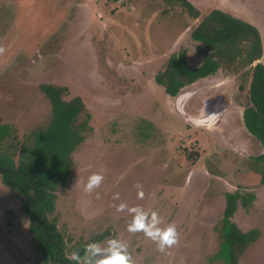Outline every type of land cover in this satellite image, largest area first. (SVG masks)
<instances>
[{
  "label": "rangeland",
  "instance_id": "obj_1",
  "mask_svg": "<svg viewBox=\"0 0 264 264\" xmlns=\"http://www.w3.org/2000/svg\"><path fill=\"white\" fill-rule=\"evenodd\" d=\"M189 2L200 11L195 20L162 0H0V126L11 132L0 150L11 148L17 159L30 134L47 126L41 84L67 88L65 99L79 97L89 114L91 129L72 153L50 216L67 255L104 235L101 243H126L134 264H223L211 258L225 197L251 194L253 203H239L232 218L253 232L240 264H264L263 166L254 158L263 148L243 126L244 71H219L173 98L155 81L181 49L191 67L201 63L202 45L190 33L214 9L255 25L264 64V0ZM185 92L191 96L181 108ZM94 173L104 179L85 192ZM121 203L156 212L157 226L174 225L178 242L161 252L143 232H128L132 216L116 211ZM37 257L21 200L0 178V264H38Z\"/></svg>",
  "mask_w": 264,
  "mask_h": 264
},
{
  "label": "trees",
  "instance_id": "obj_2",
  "mask_svg": "<svg viewBox=\"0 0 264 264\" xmlns=\"http://www.w3.org/2000/svg\"><path fill=\"white\" fill-rule=\"evenodd\" d=\"M162 3L170 8L180 6L194 20L200 16V11L188 0H162ZM190 35L202 45L201 63L191 67L186 50L181 49L167 59L155 81L173 98L219 71L238 75L243 70L239 85V91H245L247 97L242 112L243 126L263 148L254 158L263 166L260 185L264 186V64L253 65L263 54L261 35L254 25L216 9L204 16ZM38 88L50 106L47 126L30 134L29 144L22 148L17 159L11 148L0 150V178L21 200V210L28 217L32 244L38 254L37 263L73 264L68 259L64 236L50 216L55 211L57 187L65 184L73 167L72 153L83 142L84 133L91 129L89 114L79 97L65 99L67 88L51 84H41ZM8 128L0 126V141L10 136ZM253 201L251 194L243 198L225 197L219 247L212 260L240 264L253 232H243L232 218L239 203L248 207ZM103 238L100 235L86 243L100 242Z\"/></svg>",
  "mask_w": 264,
  "mask_h": 264
},
{
  "label": "clouds",
  "instance_id": "obj_3",
  "mask_svg": "<svg viewBox=\"0 0 264 264\" xmlns=\"http://www.w3.org/2000/svg\"><path fill=\"white\" fill-rule=\"evenodd\" d=\"M4 51L5 49L0 47V54ZM103 179L104 177L100 174H92L88 177L84 191L91 192L98 188ZM133 187L138 190V198L142 199L144 197L142 185L136 183ZM113 199H119V194H114ZM115 208L117 212L127 210L132 216L127 231L133 234L143 232L146 238L156 243L158 251L163 252L178 242V234L174 225L163 229L157 226L160 220L156 212L149 213L139 206L128 208L124 203L116 205ZM68 259L73 264H134L128 253L127 244L117 239H108L103 243L95 241L86 243L82 248L70 251Z\"/></svg>",
  "mask_w": 264,
  "mask_h": 264
},
{
  "label": "water",
  "instance_id": "obj_4",
  "mask_svg": "<svg viewBox=\"0 0 264 264\" xmlns=\"http://www.w3.org/2000/svg\"><path fill=\"white\" fill-rule=\"evenodd\" d=\"M257 63H259V60H257V61H255L254 63H253V65H255V64H257ZM191 96V93H189V92H185V93H182L181 95H180V98H179V107H183V104H184V102L189 98ZM180 108V109H181ZM184 117V119L186 120V121H189L190 123H193V125H202L201 123H203L202 121L201 122H199V121H197V120H195V121H192L191 119H189L188 117H186V116H183ZM211 120H209V121H207V123L208 122H210Z\"/></svg>",
  "mask_w": 264,
  "mask_h": 264
},
{
  "label": "crops",
  "instance_id": "obj_5",
  "mask_svg": "<svg viewBox=\"0 0 264 264\" xmlns=\"http://www.w3.org/2000/svg\"><path fill=\"white\" fill-rule=\"evenodd\" d=\"M189 1V0H188ZM238 10V9H237ZM226 13H229V14H231L229 11H226V10H224ZM239 11V10H238ZM232 15V14H231ZM234 16V15H233ZM253 23V22H252ZM255 26V25H254ZM186 102H184V104H185ZM242 230V229H241ZM243 231V230H242Z\"/></svg>",
  "mask_w": 264,
  "mask_h": 264
}]
</instances>
